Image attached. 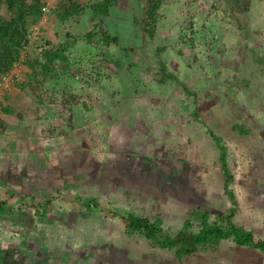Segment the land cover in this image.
<instances>
[{
	"label": "rangeland",
	"instance_id": "1",
	"mask_svg": "<svg viewBox=\"0 0 264 264\" xmlns=\"http://www.w3.org/2000/svg\"><path fill=\"white\" fill-rule=\"evenodd\" d=\"M60 1L44 0L0 79V264H264L230 241L176 259L121 219L174 231L198 207L223 222L231 203L206 125L226 146L232 220L264 239V0H160L150 37L146 0H118L108 38L87 9L59 20ZM46 40L69 43L66 61L37 82L25 60L41 63Z\"/></svg>",
	"mask_w": 264,
	"mask_h": 264
},
{
	"label": "trees",
	"instance_id": "2",
	"mask_svg": "<svg viewBox=\"0 0 264 264\" xmlns=\"http://www.w3.org/2000/svg\"><path fill=\"white\" fill-rule=\"evenodd\" d=\"M66 2L69 3L68 6L61 1L58 4L60 13L57 18L59 20H65L87 9L97 18L93 26L100 30L101 38H108L109 35L103 28V21L111 13V9L118 4V0H83L79 4L77 2L73 3V0H66ZM146 2L144 25H147V28L143 27L142 31L150 37L152 36L160 0H146ZM228 2L233 8L235 6L237 9H242L241 5H245V0H229ZM43 4L44 0H0V79L8 74L7 72L11 70L20 52L29 43L27 26L36 21L42 12L41 7ZM93 33V29L86 32L83 39H89ZM110 40L113 41L114 38H110ZM68 45L69 43L63 42L53 46L48 40L40 44L36 55L41 63L37 62L36 57L33 59L29 57L25 60L31 72V79L33 78L36 81L38 79L45 80L54 76L55 64L66 61L65 51ZM160 68L161 77L159 79L162 81L170 73L165 72L162 64H160ZM181 87L184 93H189L184 85ZM1 109L9 111L8 108L4 107H1ZM192 117L197 121L199 119L197 112L194 110ZM233 127L241 134L247 133V130L242 126L234 125ZM205 132L217 149V160L222 176V189L231 203L227 213L223 216V222L210 220L209 212L206 209L202 210L196 207L187 211L186 216L180 223L181 225L176 230L170 231L169 228L163 227L162 220L158 217L149 218L140 213L126 211L121 216L123 221L122 230L126 235L141 234L149 245L171 251L176 259L189 256L198 250H214L221 241H230L236 247L253 249L264 255V239L255 237L252 231L243 228V226L232 220L236 200L229 187L233 177L226 162V146L221 138L206 125ZM33 160L31 159V161ZM79 201L82 203L81 200ZM110 214L111 217L114 215L113 213ZM28 256L29 262L33 263L35 256L33 254H28Z\"/></svg>",
	"mask_w": 264,
	"mask_h": 264
},
{
	"label": "flooded vegetation",
	"instance_id": "3",
	"mask_svg": "<svg viewBox=\"0 0 264 264\" xmlns=\"http://www.w3.org/2000/svg\"><path fill=\"white\" fill-rule=\"evenodd\" d=\"M28 163L33 164L32 162H28ZM42 167H43V166H42ZM23 169H24V168H23ZM35 169H36V167H35ZM23 171H24V170L21 169V171H20L19 173L22 174ZM43 173L45 174L46 172L43 171ZM45 175H46V177H47L48 174H45ZM61 175H62V174H61ZM43 178H45V177H43ZM47 178H48V177H47ZM40 179H41V178H40Z\"/></svg>",
	"mask_w": 264,
	"mask_h": 264
}]
</instances>
